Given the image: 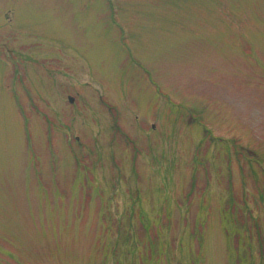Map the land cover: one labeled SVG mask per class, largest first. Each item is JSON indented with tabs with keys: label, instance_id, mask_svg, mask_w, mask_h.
I'll list each match as a JSON object with an SVG mask.
<instances>
[{
	"label": "rangeland",
	"instance_id": "1",
	"mask_svg": "<svg viewBox=\"0 0 264 264\" xmlns=\"http://www.w3.org/2000/svg\"><path fill=\"white\" fill-rule=\"evenodd\" d=\"M3 1L0 264H264V0Z\"/></svg>",
	"mask_w": 264,
	"mask_h": 264
},
{
	"label": "flooded vegetation",
	"instance_id": "2",
	"mask_svg": "<svg viewBox=\"0 0 264 264\" xmlns=\"http://www.w3.org/2000/svg\"><path fill=\"white\" fill-rule=\"evenodd\" d=\"M20 1L21 0H16V2H14V0L3 1L2 7L4 10L7 9V11L9 10L10 12L11 11H15V13L17 12V18H18V16H20L21 13L23 14V12H24V10H23L24 6ZM7 11H6V14H7ZM8 16H9V14L7 15V19H8ZM17 26L23 27L22 25H18V23H17Z\"/></svg>",
	"mask_w": 264,
	"mask_h": 264
},
{
	"label": "water",
	"instance_id": "3",
	"mask_svg": "<svg viewBox=\"0 0 264 264\" xmlns=\"http://www.w3.org/2000/svg\"><path fill=\"white\" fill-rule=\"evenodd\" d=\"M70 102H73V100H72V99H70Z\"/></svg>",
	"mask_w": 264,
	"mask_h": 264
},
{
	"label": "bare ground",
	"instance_id": "4",
	"mask_svg": "<svg viewBox=\"0 0 264 264\" xmlns=\"http://www.w3.org/2000/svg\"><path fill=\"white\" fill-rule=\"evenodd\" d=\"M72 99V98H71ZM73 100V99H72Z\"/></svg>",
	"mask_w": 264,
	"mask_h": 264
}]
</instances>
